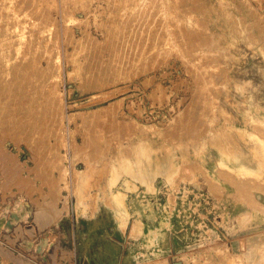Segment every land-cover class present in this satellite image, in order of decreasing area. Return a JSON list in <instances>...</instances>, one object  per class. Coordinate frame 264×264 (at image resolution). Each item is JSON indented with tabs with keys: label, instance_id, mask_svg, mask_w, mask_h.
Instances as JSON below:
<instances>
[{
	"label": "rangeland",
	"instance_id": "374dc122",
	"mask_svg": "<svg viewBox=\"0 0 264 264\" xmlns=\"http://www.w3.org/2000/svg\"><path fill=\"white\" fill-rule=\"evenodd\" d=\"M6 1L0 264H264V0Z\"/></svg>",
	"mask_w": 264,
	"mask_h": 264
},
{
	"label": "bare ground",
	"instance_id": "6f19581e",
	"mask_svg": "<svg viewBox=\"0 0 264 264\" xmlns=\"http://www.w3.org/2000/svg\"><path fill=\"white\" fill-rule=\"evenodd\" d=\"M9 1H10V0H9ZM9 1H8V2H9ZM46 1H47V0H46ZM8 2L6 1L5 4H7ZM28 2H30V1H28ZM28 2H26V3H28ZM3 3H4V1H3ZM10 3H11V1H10ZM36 3H37V2H36ZM51 3H52V2H51ZM56 3H57V2H56ZM0 4H1V2H0ZM5 4H4V5H5ZM12 4H13V3H12ZM16 4H17V3H16ZM30 4H31V3H30ZM32 4H33V3H32ZM48 4H49V3H48ZM8 5H9V4H8ZM26 5H28V4H26ZM37 5H39V4H37ZM44 5H45V4H44ZM1 6H2V5H1ZM1 6H0V8H1ZM16 6L19 7V4L16 5ZM29 6H31V5H29ZM29 6H28V7H29ZM39 6H40V5H39ZM3 7H4V6H3ZM8 7H9V6H8ZM28 7H27V8H28ZM33 7H36V5H35V6L33 5ZM44 7H45V6H44ZM46 7H47V6H46ZM10 8H13V7L11 6ZM14 8H15V5H14ZM14 8H13V9H14ZM30 8H31V7H30ZM37 9H38V8H37ZM39 9H40V8H39ZM43 9H45V8H43ZM43 9H42V10H43ZM46 9H47V8H46ZM1 10L3 11V9H1ZM15 10H16V9H14V11H15ZM20 10H21V9H20ZM33 10H34V9H33ZM23 11H24V10H23ZM31 11H32V10H31ZM35 11H36V10H35ZM48 11H51V10H48ZM12 12H13V10H12ZM18 12H19V10H18ZM21 12H22V11H21ZM33 12H34V11H33ZM41 12H42V11H41ZM41 12H40V13H41ZM46 12H47V11H45V13H46ZM55 12H56V11H55ZM7 13H9L8 10H7ZM14 13H15V12H14ZM19 13H20V12H19ZM22 13H24V12H22ZM38 13H39V12H38ZM45 13H44V11H43V14H45ZM49 13H50V12H49ZM2 14H4V11H3ZM9 14H12V13H9ZM15 14H16V13H15ZM33 14H34V13H33ZM33 14H32V15H33ZM36 14H37V13H36ZM5 15H6V13H5ZM17 15H18V14H17ZM32 15H31V16H32ZM37 15H38V14H37ZM41 15H42V14H41ZM2 16H4V15H2ZM8 16H9V15H8ZM38 16H39V15H38ZM6 17H7V15H6ZM44 17H45V16L43 15L42 18H44ZM46 17H47V15H46ZM50 17H51V16H50ZM16 18H17V17H16ZM39 18H40V17H39ZM42 18H41V19H42ZM48 18H49V17H48ZM174 18H175V17H174ZM244 18H245V17H244ZM31 19H32V18H31ZM45 19H47V18H45ZM7 20H8V19H7ZM24 20H25V19H24ZM27 20H28V19H27ZM34 20H35V19H34ZM9 21H11V20H9ZM37 21H38V20H37ZM39 21H40V20H39ZM244 21H245V20H244ZM22 22H23V21H22ZM27 22H28V21H27ZM27 22H26V24H27ZM31 22H32V20H31ZM33 22H35V21H33ZM18 23H19V22H18ZM38 23H39V22H38ZM9 24H10V22L8 23V25H9ZM41 24H42V23H41ZM44 24H45V23H44ZM44 24H43V25H44ZM46 24H48V23H46ZM46 24H45V25H46ZM240 24L242 25V23H240ZM254 24H255V23H254ZM263 24H264V21H263ZM17 25H18V24H17ZM24 25H25V24H24ZM34 25H35V23H34ZM21 26H22V25H21ZM27 26H31V25L29 24V25H27ZM49 26H50V25H49ZM247 26H249V24H247ZM250 26H251V25H250ZM5 27H6V26H5ZM24 27H25V26H24ZM33 27H34V26H33ZM239 27H240V26H239ZM242 27H243V26H242ZM8 28H9V26H8ZM16 28H17V26H16ZM245 28H246V27H245ZM250 28H251V27H250ZM260 28L262 29V26L259 27V29H260ZM10 29H11V28H10ZM23 29H24V28H23ZM42 29H43V26H42ZM42 29H41V31H43ZM239 29H240V28H239ZM247 29H248V28H247ZM259 29H258V30H259ZM11 30H12V29H11ZM11 30H10V31H11ZM17 30H18V28H17ZM38 30H39V29H38ZM173 30H174V29H173ZM28 31H29V29H28ZM28 31H27V32H28ZM177 32H178V31H177ZM261 32H262V31H261ZM17 33H18V32H17ZM40 33H41V32H40ZM43 33H44V31H43ZM7 34H10V33L7 32ZM15 34H16V33H15ZM38 34H39V33H37V35H38ZM50 34H51V33H50ZM180 34H181V32H180ZM0 35H1V34H0ZM5 35H6V34H5ZM39 35H40V34H39ZM47 35H48V34H47ZM10 36H11V35H10ZM12 36H13V34H12ZM25 36H26V35H25ZM43 36H44V35H43ZM51 36H52V35H51ZM181 36H182V35H181ZM249 36H250V34H249ZM1 37H2V36H1ZM7 37H8V36H7ZM14 37H15V36H14ZM8 38H9V37H8ZM36 38H37V37H36ZM38 38H39V37H38ZM43 38H44V37H43ZM43 38H42V39H43ZM263 38H264V37H263ZM17 39H18V41L20 40L19 38H17ZM28 39H29V38H28ZM28 39H27V41H28ZM185 39H186V40L188 39L187 36L185 37ZM6 40H7V39H6ZM6 40H5V41H6ZM14 40H16V38H14ZM25 40H26V39H25ZM30 40H33V39L30 38ZM30 40H29V42H30ZM34 40H39V39H35V38H34ZM46 40H47V39H46ZM188 40H189V39H188ZM199 40H201V39H199ZM2 41H3V40H2ZM5 41H4V42H5ZM42 41H43V40H42ZM243 41H244V40H243ZM4 42H2V43L4 44ZM14 42H16V41H14ZM25 42H26V41H25ZM34 42H35V41H33V43H34ZM185 42H186V41H185ZM202 42H203V41H202ZM2 43H1V44H2ZM39 43H40V44H43V43H41V40H40ZM186 43H187V42H186ZM5 44H6V43H5ZM24 44H25V43H24ZM26 44H27V43H26ZM26 44H25V45H26ZM30 44H31V43H30ZM178 44H179V43H178ZM183 44H184V43H183ZM205 44H206V41H205ZM207 44H208V43H207ZM7 45H9V44H7ZM16 45H17V44H16ZM27 45H28V44H27ZM261 45H262V44H261ZM5 46H6V45H5ZM11 46H12V45H11ZM49 46H50V45H49ZM60 46H61V45H60ZM201 46H203V43H201ZM7 47H8V46H7ZM13 47H14V46H13ZM30 47H31V45H30ZM166 47H167V46H166ZM183 47H184V46H183ZM4 48H5V47H4ZM16 48H17V47H16ZM201 48H202V47H201ZM17 49H18V48H17ZM194 49H195V48H194ZM2 50H3V49H2ZM15 50H16V49H15ZM23 50H24V49H23ZM25 50H26V48H25ZM60 50H61V49H60ZM65 50H66V49H65ZM263 50H264V48H263ZM4 51H5V50H4ZM51 51H52V50H51ZM194 52H195V51H194ZM15 53H16V52H15ZM15 53H14V54H15ZM22 53H23V51H22ZM42 53H43V52H42ZM47 53H48V52H47ZM188 53H189V52H188ZM2 54H3V53H2ZM2 54H1V56H2ZM50 54H51V53H50ZM22 55H23V54H22ZM46 55H47V54H46ZM6 56H7V55H6ZM44 57H45V56H44ZM203 57H204V56H203ZM194 59H195V58H194ZM203 59H204V58H203ZM203 62H204V60H203ZM200 63H201V62H200ZM114 68H115V67H114ZM113 72H114V71H113ZM230 105H231V104H230ZM208 106H209V105H208ZM208 106H207L206 108H209ZM231 107H232V106H231ZM208 110H209V109H208ZM219 110H220V109H219V107H218V110H217V111H219ZM209 111H210V110H209ZM220 111H221V110H220ZM202 113H204V112H202ZM205 113H206V112H205ZM206 114H207V113H206ZM219 114H221V113L219 112ZM204 115H205V114H204ZM204 115H203V116H204ZM239 115H241V114H239ZM222 116H226V115H223V114H222ZM229 117H230V116H229ZM196 118H197V117H196ZM198 118H199V117H198ZM200 118H201V120L204 119V118H202L201 116H200ZM194 119H195V118H194ZM194 119H192L191 121H194ZM223 119H225V118H223ZM242 119H243V118H242ZM195 120H196V119H195ZM197 120H199V119H197ZM201 120H200V121H201ZM204 120H205V119H204ZM191 121H190V122H191ZM223 121H224V120H223ZM238 122H239V121H238ZM223 125H224V124H223ZM185 126H186V125H185ZM190 126H192V122H191V125H190ZM204 126H206V125L204 124ZM198 127H199V126H198ZM202 127H203V126H202ZM206 127H207V126H206ZM252 127H253V126H252ZM255 127H258V126H255ZM186 128H187V126H186ZM261 128H262V129H261ZM261 128H260V130H263L264 126H262ZM183 129H184V128H183ZM191 129H192V128H191ZM202 129H204V128H202ZM172 130H173V129H172ZM172 130H171V131H172ZM178 130H179V129H178ZM178 130H177V131H178ZM183 131H184V130H183ZM185 131H188V130H185ZM185 131H184V132H185ZM212 131H213V130H212ZM218 131H219V130H218ZM220 131L222 132V130H220ZM258 131H259V130H258ZM178 132H179V131H178ZM181 132H182V130H181ZM181 132H179V135H181V134H180ZM184 132H182V133L185 134ZM188 132H191V130L188 131ZM192 132H195V131H192ZM201 132L203 133L204 131H201ZM173 133H174V132H173ZM166 134H167V133H166ZM170 134H171V133H170ZM188 134L190 135V133H187V135H188ZM191 134H193V133H191ZM215 134H216V133L213 132L212 136L215 135ZM222 134H223V132H222ZM253 134H254V133H253ZM172 135H175V134H172ZM179 135H178V137H179ZM187 135H184V136H187ZM193 135H195V134H193ZM193 135H191L190 137H193ZM259 135H260V134H259ZM261 135H262V134H261ZM261 135H260V136H261ZM224 136H225V135H224ZM166 137H167V136H166ZM172 137H174V136H172ZM181 137H182V136H181ZM181 137H180V138H181ZM214 137H215V136H214ZM222 137H223V136H222ZM237 137H238V136H237ZM164 138H165V137H164ZM169 138H171V136H170ZM174 138H175V137H174ZM176 138H177V136H176ZM176 138H175V140H177ZM216 138H217V137H216ZM216 138H215V139H216ZM263 138H264V136H263ZM171 139H173V138H171ZM217 139H218V138H217ZM260 139L262 140V137H261ZM191 140H192V138H191ZM210 141H211V140H210ZM216 141H217V140H216ZM217 142H218V141H217ZM178 143L181 144L182 142H181V143L178 142ZM181 145H182V144H181ZM181 145H180V146H181ZM208 145H209V144H208ZM223 147H224V146H223ZM263 147H264V145H263ZM202 149H203V148H202ZM228 149H229V148H228ZM220 152H221V151H220ZM194 154H195V153H194ZM224 154H227V153L225 152ZM128 155H129V154H128ZM136 159H137V157H136ZM200 160H201V159H200ZM251 160H252V159H251ZM251 160H250V161H251ZM253 162H254V161H253ZM260 163H261V162H260ZM122 165H123V164H122ZM252 165H253V164H252ZM262 165H263V164H262ZM257 167H258V166H257ZM162 168H163V166H162ZM165 168H166V167H165ZM254 168H256V167H254ZM161 170H162V169H161ZM164 170H166V169H164ZM256 170H258V169H256ZM155 172H156V171H155ZM230 176H231V175H230ZM238 178H239V177H238ZM240 178H241V177H240ZM249 178H250V176H249ZM242 179H243V178H242ZM253 181H254V180H253ZM250 182H251V181H250ZM255 183H256V182H255ZM255 183H254V184H255ZM124 185H125V184H124ZM255 185H256V184H255ZM255 185H254V186H255ZM152 186H153V185H152ZM259 186H260V185H259ZM125 187H126V186H125ZM255 187H256V186H255ZM256 188H257V187H256Z\"/></svg>",
	"mask_w": 264,
	"mask_h": 264
},
{
	"label": "crops",
	"instance_id": "0c3cea01",
	"mask_svg": "<svg viewBox=\"0 0 264 264\" xmlns=\"http://www.w3.org/2000/svg\"><path fill=\"white\" fill-rule=\"evenodd\" d=\"M23 195L26 197V200H29L28 197L25 195V193H23ZM84 203L86 204V202H84ZM73 208H74V206H73ZM97 215H98V218H100L101 212L97 213L96 216ZM104 235L108 236L111 240H114L113 238L118 239L117 244H118L120 250L123 246H126L127 248L133 249L139 243L138 239L131 235L130 229H127L124 231H118V229H116V231L113 233H109L106 231V233H104ZM147 253L148 254L150 253V248L147 249ZM137 260H139V259H136V261Z\"/></svg>",
	"mask_w": 264,
	"mask_h": 264
},
{
	"label": "water",
	"instance_id": "95a60500",
	"mask_svg": "<svg viewBox=\"0 0 264 264\" xmlns=\"http://www.w3.org/2000/svg\"><path fill=\"white\" fill-rule=\"evenodd\" d=\"M26 202H27V201H26ZM22 204L25 205L23 202H22ZM25 206H26V205H25ZM27 208H28V207H27ZM29 217H30V216H29ZM27 218H28V217H27ZM18 222H19V221H18ZM16 223H17V222H16ZM12 226H13V225H12ZM12 226H11V227H12Z\"/></svg>",
	"mask_w": 264,
	"mask_h": 264
}]
</instances>
